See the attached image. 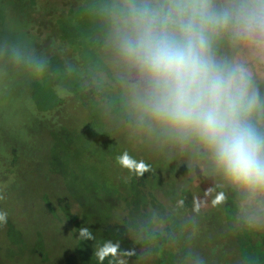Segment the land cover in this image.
<instances>
[{"label":"rangeland","instance_id":"374dc122","mask_svg":"<svg viewBox=\"0 0 264 264\" xmlns=\"http://www.w3.org/2000/svg\"><path fill=\"white\" fill-rule=\"evenodd\" d=\"M20 1L43 48L56 58L79 53L83 59L68 64L77 66L73 74L69 66H55L46 78L53 84L36 82L34 94L46 106L65 102L60 115L70 124L61 131L66 137L74 139V131L95 132L97 138L105 133L110 146L93 158L104 167L95 180L74 163H58L45 136L25 145L39 167L47 169L50 153L58 169L40 176L34 166L23 178L0 181V211L8 213L7 223L0 224V264H97L94 241L79 238L81 227H89L97 241L119 240L135 249L129 264H264V193L227 184L195 140L151 120L142 111L144 85L117 53L122 13L132 3L154 0ZM252 2L213 0L218 8ZM214 48L219 58L249 68L264 101V49L231 29L221 31ZM4 54L0 43V61ZM125 149L153 170L130 176L115 161ZM219 192L226 201L217 209L211 201ZM194 196L200 215L193 211ZM13 247L20 251L14 260Z\"/></svg>","mask_w":264,"mask_h":264},{"label":"clouds","instance_id":"9594fccd","mask_svg":"<svg viewBox=\"0 0 264 264\" xmlns=\"http://www.w3.org/2000/svg\"><path fill=\"white\" fill-rule=\"evenodd\" d=\"M229 29L264 49V0L229 8H218L213 0L132 3L120 17L114 44L144 85L140 101L151 120L182 139L195 140L227 184L264 193V101L248 67L216 55L214 41ZM12 54L35 65L40 78L45 76L44 60L17 48ZM115 161L130 176L153 170L127 149ZM196 201L194 196L193 211L200 215ZM225 201L219 192L211 206L220 209ZM178 204L183 206L184 200ZM7 218L0 211V224ZM79 238L94 241L97 264H129L135 255L119 240L97 241L89 227L79 229Z\"/></svg>","mask_w":264,"mask_h":264},{"label":"trees","instance_id":"16d2710c","mask_svg":"<svg viewBox=\"0 0 264 264\" xmlns=\"http://www.w3.org/2000/svg\"><path fill=\"white\" fill-rule=\"evenodd\" d=\"M19 1L0 0V10L4 14V19L0 20V43L5 51L3 60L0 61L5 64L0 70V181L2 182L23 178L25 172L33 170L34 166L40 176L47 174L50 177L51 166L47 164V169L39 167V160L34 155H28L24 147L39 135L51 141L49 150L52 146L54 148V145L57 146V150H66L67 139L61 131L70 124H67L65 118L60 115L64 113L65 102L58 100L59 103L47 106L41 104L39 97L34 94V85L40 82L51 86L52 80L48 81L46 78L47 75L53 77L55 66L64 68L68 67L69 63L74 65H79L78 62L83 63L79 53L65 54L56 58L48 49L43 48L39 43L41 34L29 23L30 13L26 10V4ZM13 48L44 60L45 76L40 78L36 74L35 65L24 60H16L12 54ZM18 69L21 71L17 72ZM76 70L77 66H73L69 71L73 74ZM104 136L107 137L105 133L99 138L96 137L97 143H92L86 149H82L80 145L72 147L70 153L74 164L81 167L83 161H86L87 170L92 171L99 167L100 171H103L104 167L98 166V161L91 159V164H88L89 161L84 155L91 154L98 157L103 154L110 146ZM49 155L50 153L48 157Z\"/></svg>","mask_w":264,"mask_h":264},{"label":"flooded vegetation","instance_id":"af4514ba","mask_svg":"<svg viewBox=\"0 0 264 264\" xmlns=\"http://www.w3.org/2000/svg\"><path fill=\"white\" fill-rule=\"evenodd\" d=\"M91 126V125H90ZM71 135V134H70ZM73 135H74V139H72V138H68V137H66V139H67V143H68V147H67V149L66 150H57V146L56 145H54V148H53V150H55V153L56 154H54V156H52L53 158H55V159H57L58 160V163H61L62 165L63 164H67V165H69V163H71V165H72V163H74L73 162V159H72V157H71V151H70V149H72V147H77L78 145H80L81 147H82V149L84 148V149H86L87 148V146H90L91 144H92V141L93 140H95L96 139V135H95V132H90V134H79V133H77L76 131H74L73 132ZM73 144V145H72ZM60 152H61V154H60ZM85 156V155H84ZM95 156L94 155H91V154H87L84 158L85 159H87L89 162H88V164H91V159H93ZM52 162V161H51ZM50 161H49V165L51 166V163ZM76 166H78V164H75ZM96 165V164H95ZM87 162L86 161H83V163H82V165H81V169L82 170H84L83 171V174H85V173H89L91 176H93L94 177V179H95V177H102L103 175H100L101 173H103L102 171H100V168L99 169H93L92 171H89V170H87ZM51 169L52 170H54V169H58V168H56V166L55 167H52L51 166ZM89 169V168H88ZM85 170H87V172H85ZM99 174V175H98ZM78 178V176H76V178H75V180ZM91 179V178H90ZM89 179V180H90ZM96 180V179H95ZM152 189V188H151ZM142 190H144V189H142ZM13 249H15L14 250V252H13V255L12 256H10L11 257V259H15L14 258V256L15 255H18L19 254V249H17V248H14L13 247Z\"/></svg>","mask_w":264,"mask_h":264}]
</instances>
